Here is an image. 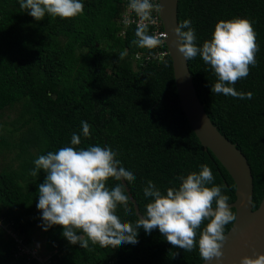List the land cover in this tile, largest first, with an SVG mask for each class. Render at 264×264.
<instances>
[{"label":"trees","instance_id":"trees-1","mask_svg":"<svg viewBox=\"0 0 264 264\" xmlns=\"http://www.w3.org/2000/svg\"><path fill=\"white\" fill-rule=\"evenodd\" d=\"M84 12L75 18L46 15L33 18L19 0H0V116L17 109L11 127L0 124V155L12 153L0 167V264L25 261L14 257L15 242L5 231L11 226L33 245L32 230L44 224L37 208L39 185L47 173L30 174L34 160L48 152L72 146L111 147L122 166L135 175L127 182L140 213L152 201L145 197L149 180L166 193L178 187L180 176L199 172L207 164L214 185H224L229 203L235 184L210 150H205L178 105L171 58L165 43L155 49L139 48L135 39L137 16L125 15L129 0H81ZM247 18L257 34V66L235 85L252 92L239 99L211 92L214 71L198 55L187 61L197 96L219 132L245 155L253 177L252 208L264 196V0H178V24L192 21L197 45L212 37L220 20ZM152 26L149 25L151 35ZM127 50L123 60L120 53ZM160 52H165L163 55ZM139 54L140 57L136 58ZM148 57V58H147ZM82 121L90 136L84 137ZM8 125V124H7ZM117 183L107 181L109 189ZM126 191V190H125ZM127 193V192H126ZM130 212L118 206L124 222L139 219L133 203ZM232 211L235 213L234 208ZM205 221L201 226H206ZM232 224L225 227V233ZM43 250L54 264H200L198 245L191 252L174 247L154 229H139L138 243L111 248L92 245L85 250L63 236V227L43 230ZM79 234V233H78ZM199 236H197V240ZM30 264H37L31 259Z\"/></svg>","mask_w":264,"mask_h":264},{"label":"clouds","instance_id":"clouds-1","mask_svg":"<svg viewBox=\"0 0 264 264\" xmlns=\"http://www.w3.org/2000/svg\"><path fill=\"white\" fill-rule=\"evenodd\" d=\"M19 3L38 21L46 15L69 19L84 12L81 0H19ZM128 9L139 18L131 43L142 49L162 46L163 39L149 34V25L156 22L152 13L161 12V4L153 0H129ZM174 32L180 40L178 50L187 61L199 55L214 71L217 80L211 86L212 93L239 99L253 97L252 92H238L234 87L250 74L251 67L257 66L259 44L251 20H220L212 37L202 47L196 43V30L190 19L180 22ZM126 55L127 50L120 53L119 59L123 60ZM81 124L83 136L89 137L91 125L86 121ZM80 144V135L73 133L72 146L34 160L35 167L30 174L35 177L41 169L47 173L45 182L39 185L37 204L44 230L60 225L70 243H79L85 250L92 251L90 242L104 248H116L125 243L134 245L138 243L140 228L148 234L159 229L168 243L185 252H191L198 245L203 261L223 258L227 240L225 227L235 224L238 217L229 206V196L222 191L224 185L213 184L215 178L207 164L200 165L199 172L178 177L179 186L167 188L166 193L149 180L143 193L152 201L133 224L122 221L116 214L118 206H123L126 213L131 211L125 184L117 183L109 189L107 181L114 178L130 183L135 180L134 173L122 166L118 153L111 147H75ZM205 221L208 223L202 228ZM241 264H264V254L255 258L244 256Z\"/></svg>","mask_w":264,"mask_h":264},{"label":"water","instance_id":"water-1","mask_svg":"<svg viewBox=\"0 0 264 264\" xmlns=\"http://www.w3.org/2000/svg\"><path fill=\"white\" fill-rule=\"evenodd\" d=\"M164 43L171 58L173 77L178 95V105L185 114L191 129L205 150H210L231 176L235 184V199L229 203L237 213V221L226 232L227 240L223 246L224 256L220 260L202 261L200 264H241V258H255L264 254V196L257 208H252L253 177L250 165L234 143L222 135L212 123L197 96L188 62L178 50L179 38L174 29L177 21L178 0H158ZM129 200L138 216H142L135 199L131 196L126 181Z\"/></svg>","mask_w":264,"mask_h":264},{"label":"built area","instance_id":"built-area-1","mask_svg":"<svg viewBox=\"0 0 264 264\" xmlns=\"http://www.w3.org/2000/svg\"><path fill=\"white\" fill-rule=\"evenodd\" d=\"M129 3V2H128ZM153 3H158V0H153ZM125 15L130 16L132 11L128 9V4L127 7L125 8ZM153 18L155 19V24H150L152 26L151 29V35H157L161 39L164 40L165 38V32L161 28L162 22L161 19L158 15L157 12L152 13ZM137 23L139 22V18H136ZM165 52H160L161 55H163ZM140 57L139 54L136 55V58ZM148 58V57H147ZM5 231L9 237L14 239L15 242V253L14 257L17 259L18 257L24 256L25 261L21 262L19 264H30L31 259H35L37 264H54V260H51L49 254H43L38 251V249L34 245L27 244L25 242V237L24 235L20 234L18 231L14 230L11 226L5 227Z\"/></svg>","mask_w":264,"mask_h":264},{"label":"rangeland","instance_id":"rangeland-1","mask_svg":"<svg viewBox=\"0 0 264 264\" xmlns=\"http://www.w3.org/2000/svg\"><path fill=\"white\" fill-rule=\"evenodd\" d=\"M17 115V109L12 108V109H5L0 116V124L6 125L9 128L11 125L9 124L12 119H14ZM8 124V125H7ZM6 156L0 155V167L9 162L11 156L13 155L12 153L10 154H5ZM1 225V222H0ZM43 224L35 226L32 230V238H33V245L38 249V251L41 253V251H44L43 249V240H44V234H43Z\"/></svg>","mask_w":264,"mask_h":264}]
</instances>
